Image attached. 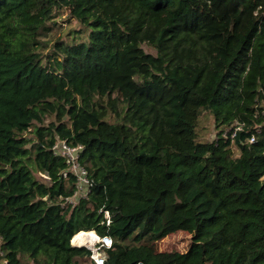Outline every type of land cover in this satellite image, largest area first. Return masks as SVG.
Instances as JSON below:
<instances>
[{
	"label": "trees",
	"instance_id": "16d2710c",
	"mask_svg": "<svg viewBox=\"0 0 264 264\" xmlns=\"http://www.w3.org/2000/svg\"><path fill=\"white\" fill-rule=\"evenodd\" d=\"M65 12L87 39L48 46ZM58 140L94 183L75 206ZM82 231L106 264H264V0H0V260L94 264Z\"/></svg>",
	"mask_w": 264,
	"mask_h": 264
},
{
	"label": "built area",
	"instance_id": "2783aa9c",
	"mask_svg": "<svg viewBox=\"0 0 264 264\" xmlns=\"http://www.w3.org/2000/svg\"><path fill=\"white\" fill-rule=\"evenodd\" d=\"M243 129L244 124L236 122L233 124L232 127L224 131L223 137L225 139L230 138L233 142L236 139L237 134L240 131H243ZM253 142H255L254 137L249 140V143ZM81 148V146L73 147L63 140L56 141L52 147L53 154L55 156L64 158L68 166L67 170L64 172L63 175L67 177L68 173H72L76 177V187L73 196L65 198V201L72 206H75L81 199L89 200L92 194V189L94 187V183L89 178L86 168L82 166L79 161ZM100 212L103 211L101 210ZM104 221L107 225L111 224V216L108 211L104 212ZM82 232H79L78 234ZM74 237H76V235ZM113 244L114 240L111 236H101L97 234L96 243H94V245H92L91 247H85L90 251V259L93 261L94 264H106L107 255L105 249H110ZM0 255H2L1 252ZM0 264H8V261L2 259L0 260Z\"/></svg>",
	"mask_w": 264,
	"mask_h": 264
},
{
	"label": "rangeland",
	"instance_id": "374dc122",
	"mask_svg": "<svg viewBox=\"0 0 264 264\" xmlns=\"http://www.w3.org/2000/svg\"><path fill=\"white\" fill-rule=\"evenodd\" d=\"M67 13L68 12H65L64 15L59 17L54 30L47 37L42 38L45 42H47L48 46H52L57 39H62L66 42L72 41L73 38H76L78 41H84L87 39V31L80 28L76 20L72 19L68 21ZM79 30L82 31L81 34L77 33ZM144 47L148 52L153 54L155 53L150 47ZM51 121H53V118L49 117L46 124L48 125ZM197 132L198 138L201 142H212L217 138L219 132L216 130L213 117L209 112H205L201 116ZM27 135L31 136L29 133ZM232 154L233 157L239 156V151L235 145L232 147ZM40 176L42 177V175ZM192 236L193 233L189 231L179 230L167 235L165 238L159 240L153 245L158 252L178 251L185 253L191 245ZM71 245L73 244L71 243ZM83 248L86 247L83 246Z\"/></svg>",
	"mask_w": 264,
	"mask_h": 264
},
{
	"label": "bare ground",
	"instance_id": "6f19581e",
	"mask_svg": "<svg viewBox=\"0 0 264 264\" xmlns=\"http://www.w3.org/2000/svg\"><path fill=\"white\" fill-rule=\"evenodd\" d=\"M96 241L97 235H95L94 233L82 232L80 234H77L76 237L73 238L72 244L79 247H91L92 245H94V243H96Z\"/></svg>",
	"mask_w": 264,
	"mask_h": 264
},
{
	"label": "water",
	"instance_id": "95a60500",
	"mask_svg": "<svg viewBox=\"0 0 264 264\" xmlns=\"http://www.w3.org/2000/svg\"><path fill=\"white\" fill-rule=\"evenodd\" d=\"M76 247H79V246H76ZM79 248H81V247H79Z\"/></svg>",
	"mask_w": 264,
	"mask_h": 264
}]
</instances>
